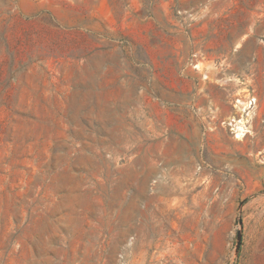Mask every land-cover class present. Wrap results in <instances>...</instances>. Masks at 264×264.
Here are the masks:
<instances>
[{
    "label": "rangeland",
    "instance_id": "rangeland-1",
    "mask_svg": "<svg viewBox=\"0 0 264 264\" xmlns=\"http://www.w3.org/2000/svg\"><path fill=\"white\" fill-rule=\"evenodd\" d=\"M0 264H264V0H0Z\"/></svg>",
    "mask_w": 264,
    "mask_h": 264
},
{
    "label": "built area",
    "instance_id": "built-area-1",
    "mask_svg": "<svg viewBox=\"0 0 264 264\" xmlns=\"http://www.w3.org/2000/svg\"><path fill=\"white\" fill-rule=\"evenodd\" d=\"M202 61L197 54H192L190 67L195 71H200L199 65ZM206 72H208L207 67L202 70L203 74ZM244 91L243 93H237L232 100L233 113L220 120V125L237 140L250 133L253 117L258 107V98L254 92Z\"/></svg>",
    "mask_w": 264,
    "mask_h": 264
}]
</instances>
